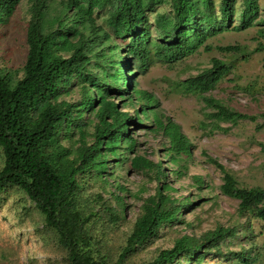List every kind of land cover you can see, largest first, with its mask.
Instances as JSON below:
<instances>
[{
  "label": "trees",
  "instance_id": "16d2710c",
  "mask_svg": "<svg viewBox=\"0 0 264 264\" xmlns=\"http://www.w3.org/2000/svg\"><path fill=\"white\" fill-rule=\"evenodd\" d=\"M20 1L0 0L2 25ZM259 12V0H219L216 8L213 0H30L21 76L11 84L9 72H0V194L22 192L65 251L67 264H264V188L239 183L202 150L220 174L218 192L236 201L231 220L172 236L170 230L184 223L183 211L204 198L170 194L177 189L165 180L161 162L136 153L129 130L132 124L150 127L143 122L150 120L149 129L165 137L164 155L175 166L167 173L181 176L192 144L161 113L156 96L135 86V77L157 62L171 67L213 49L221 56L175 81L172 91L202 102V130L224 131L221 123L252 119L210 95L231 72L235 54L246 59L248 51L211 39L252 26L264 38ZM261 49L257 41L253 50ZM74 90L77 101L59 99ZM114 96L138 106L131 114L119 110ZM71 133L74 150L60 139ZM111 160L116 166L128 160L155 181L125 229L123 196L112 192L111 204L100 193L85 194L88 183L108 184ZM191 183L203 187L201 176L192 175ZM159 237L165 242L146 250Z\"/></svg>",
  "mask_w": 264,
  "mask_h": 264
},
{
  "label": "rangeland",
  "instance_id": "374dc122",
  "mask_svg": "<svg viewBox=\"0 0 264 264\" xmlns=\"http://www.w3.org/2000/svg\"><path fill=\"white\" fill-rule=\"evenodd\" d=\"M218 1L213 0L215 8ZM29 4L30 0H21L8 22L4 25L0 23V72H9L11 84L21 76L26 53L24 34L26 22L30 17ZM259 6L260 16H263L264 0H259ZM164 9L165 6H162L158 10ZM255 30L256 26L241 31L231 29L211 39L212 44H240L248 51L246 59L239 57L240 53L235 54L231 72L210 91V95L221 100L232 110L253 116L252 119L243 118L236 123H221L223 127H227L224 131H209V126L202 130L199 122L205 120L203 112L206 111L202 102L195 96L180 95L171 89L175 81L206 67L211 56L220 57L216 50L195 53L171 67L157 62L143 75L135 77V86L156 96L161 113L177 123L192 144L191 155L185 162L183 174L174 176L167 173L175 166L167 162L164 155L167 145L165 137L161 136L160 132L149 129L152 126L150 120L143 121L150 127L130 125L129 130L136 141L135 152L161 162L167 174L165 180L177 189L170 191V194L186 195L193 200L204 198L200 204L183 211L184 223L170 230L172 236L189 231L199 233L213 227L216 222L225 224L231 220L230 215L236 201L218 192L220 174L205 159L202 150L206 155L215 158L225 169L230 170L239 183L264 188V38H257ZM257 41L261 43L262 49L254 51ZM78 98L76 90L59 97L68 101H77ZM112 100L116 102L119 110L128 111L130 114L138 106L137 101L127 105L117 96L112 97ZM84 118H92V115L87 117L85 114ZM87 129H90V125H87ZM60 139L72 150L77 145L76 135L73 133L68 137L62 135ZM108 166L112 168V175L107 177L108 184L88 183L85 194L91 198L95 193H100L111 204L115 202L112 192L123 196L126 221L120 229H125L142 199L153 192L155 181L151 174L131 168L128 160L119 166L114 165L111 160ZM192 175L201 176L202 189H197L191 183ZM116 184L125 190H118ZM41 216L19 190L12 188L0 194V264H67L65 251L56 242L53 232L42 225ZM118 234L115 233V238ZM262 240L264 242V236ZM164 242V238L159 237L146 250L152 253L155 247ZM145 256L146 254L142 253L141 257Z\"/></svg>",
  "mask_w": 264,
  "mask_h": 264
}]
</instances>
